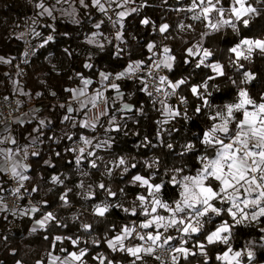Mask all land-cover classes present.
<instances>
[{"label": "trees", "instance_id": "16d2710c", "mask_svg": "<svg viewBox=\"0 0 264 264\" xmlns=\"http://www.w3.org/2000/svg\"><path fill=\"white\" fill-rule=\"evenodd\" d=\"M38 2L39 0H0V58H3L0 60V98L14 96L15 86H19L24 96L38 100L40 109L36 112V119H45V128L38 141V155L28 158L30 170L26 173L30 176L27 189L40 211L21 216L20 212L25 209L23 208L16 215H10L6 211L0 214V264H48L50 256L67 257L69 252H78L80 248L88 249L83 258L86 264H98L93 259L98 254H103L116 264H130L132 258L120 252H111L105 238H112L122 226L135 222L134 220H143V217L140 214L132 216L119 208H112L101 218L93 214V207L107 198L110 203H120L127 208L133 205L137 194L143 193L144 189L132 184V176H147L151 171H155L145 167L146 160L158 159L160 172L165 168L186 164L187 169L194 173L198 167L196 157L202 150L199 137L212 123L208 115L217 107L233 102L236 88L227 77L209 81L211 95L207 99L212 107H205L201 113H195V108L201 101L192 95L190 86L201 84L213 73L208 68H196V60L199 58L187 56L186 49L201 40V33L208 31L209 35L203 37V45L213 51L212 60L224 64L228 76L239 81L240 73L228 64V49L245 36L264 39V4L249 0L261 11L251 20L249 27H240L238 35L228 28L212 32L205 29L202 22L193 21L190 18L191 13L178 11L187 8L191 0H133L132 6L137 10L127 12L123 27L119 24L113 26L110 20L92 5V0H87L89 9H80V14L83 15L79 16L78 22L47 19L46 24L39 26V35L34 42L40 43L41 46L28 65L26 74L16 80L15 64L21 56L24 44L19 33L35 15V3ZM228 2L229 0H224L225 6ZM142 4L146 6L142 7ZM85 10L88 11L87 14ZM145 18L151 23L142 24L141 21ZM97 23L101 24L99 29L95 27ZM164 23L169 25V29L161 34L159 27ZM181 23L193 25V29L180 30ZM96 31L101 32L104 43L102 48L92 47L85 41ZM117 33L121 36L118 41ZM49 35L53 36V40L45 43ZM149 43L155 45L152 52L148 51ZM165 46L169 47L171 54L176 57L174 69L169 71L171 79H188V83L182 85L178 91L179 97L185 98L186 103L177 106L173 102L171 106L182 114L186 111L188 119L183 115L175 119L165 117L163 107L153 103L145 92L141 91L143 86L139 81L118 80L117 84L123 96H120L114 105L107 102V117L101 122L112 120V126L119 125L120 129L115 132L111 130V135L114 136L110 141L111 147L105 146V149L96 150L95 156H86L85 161L76 166L70 149L72 141L85 135H102L105 130L100 126L94 129L80 126L87 107L82 108L69 90L80 88L83 79L91 81L89 90L97 89L101 86V72L111 73L114 77L115 74L125 71L132 62H143V65L150 66L156 60L155 52ZM115 49L121 52L123 58L114 57ZM186 59L190 63H185ZM241 63L244 64V70L251 71L256 76L251 83L243 87L248 89L253 98L259 100L260 96L264 95V56L255 54L251 63ZM85 64L92 67L86 68ZM115 92L109 88V99L115 97ZM70 103L73 107L71 113L68 112ZM125 103L132 106L131 111L123 110ZM66 115L70 117L69 120H64ZM165 119H169V122L158 123ZM36 125V121L15 123L11 133H14L16 146L28 144V138L34 135ZM2 127L0 122V129ZM69 136L72 138L69 139ZM189 142L196 144L197 151L184 157L178 155L182 146ZM168 143L173 145L172 150L168 149ZM119 157H125L129 165L135 163L137 167L127 173H123L121 168H113L112 175L108 176L106 166L112 167L111 162ZM91 159H96L97 168L90 167ZM85 172L88 175H83ZM53 176H59L63 184H53ZM160 179L158 175L154 182H159ZM81 181L84 184L83 189L77 187ZM0 182L8 190L10 182L6 175L0 174ZM100 183L117 193L116 197H108L104 190L98 188ZM34 187L38 189L36 192L31 191ZM67 189H71L68 193L70 203L63 206L59 197ZM89 190L93 191L94 195L85 199L84 193ZM175 196V189L168 185L164 190V199L170 201ZM47 212H52L57 222L49 223L46 229L32 232L34 222ZM224 219L230 220V217L225 215L214 218L212 224L205 226V230ZM83 224L92 225L91 233L83 230ZM113 227L115 231L112 230ZM260 228H264V222L237 226L232 233L231 245L234 250H243L246 245H252L255 254L252 264H264V233ZM56 236L73 239L79 237L81 242L78 247H74L70 240L64 239L63 242H55L53 247ZM94 239L100 241L98 246L92 243ZM135 243H138V240ZM187 246L191 247V244ZM62 248L67 251H61ZM224 250L225 246L221 244L208 246V264H222L216 260V256ZM243 259L246 264V256ZM144 264L160 262L151 256H145ZM181 264H204V257L190 256L188 261L181 260Z\"/></svg>", "mask_w": 264, "mask_h": 264}, {"label": "snow or ice", "instance_id": "6c2138e0", "mask_svg": "<svg viewBox=\"0 0 264 264\" xmlns=\"http://www.w3.org/2000/svg\"><path fill=\"white\" fill-rule=\"evenodd\" d=\"M65 0H56V3H62ZM116 0H109L115 3ZM129 0H123V4H127ZM166 2V0H165ZM256 4H264V0H255ZM83 7H87L85 0H80ZM92 5L97 7L101 13H106L107 8L105 3L101 0H92ZM37 9L42 10L38 15L43 16L47 14L53 17V8L44 4L43 0L35 5ZM118 6H123L118 5ZM146 6V4L141 5ZM137 9H132L136 11ZM178 11H187L191 13L193 21H200L204 24L205 29L212 32H219L222 29H231L234 33L239 35L240 27H249L250 22L255 16L260 14V9L253 6L249 0H229L225 6L224 0H191L190 4L185 9H178ZM71 15V13H65ZM119 20L113 23H120L123 27V19L128 15L127 12L117 13ZM54 19V17H53ZM74 22H78L75 21ZM102 23V22H101ZM142 24H150V20L145 18L141 21ZM100 23L95 27L99 29ZM180 30L185 28L193 29V25H179ZM169 29V25L164 23L160 25L159 32L164 34ZM209 35L208 31L201 33V40L191 47L186 49L187 56L196 58V68H208L212 75L206 77L201 84L190 86V91L193 96L201 101V104L195 108V113L199 114L205 107L211 108L208 96L211 95L209 91V81L218 78L227 77L231 84L236 88V96L233 102L226 103L219 106L215 111L208 115V119L212 122L210 127L205 130L199 143L202 145V150L196 157V164L194 173L187 169L184 164L181 167L165 168L160 172V161L152 159L145 161L144 165L148 169H155L149 175L136 174L132 176V184L144 189L143 193L137 194L133 207L127 208L120 203H109L105 200L93 207V214L97 217H105L112 208H119L124 213L132 216L139 214L144 217L139 224L135 222L130 225H124L120 231L112 238H105V243L111 252H120L128 257H131L130 264H144V257L151 256L160 264H181V260L188 261L192 256H203L204 264H208L207 248L210 245L221 244L225 246V250L221 254H217L216 260L221 261L222 264H245L243 257L246 256V264H252L254 260V251L252 245H246L243 250H234L231 245L233 229L241 225L259 224L264 218V95H261L259 100L253 98L246 87L255 78V74L251 71L244 70V64L241 61L251 63L255 54L264 56V39L242 37L237 43L228 49L230 53L228 57V64L240 73L241 79L228 76L225 71V66L219 61H213V51L204 47L203 37ZM121 36L118 34L117 39ZM53 40V36L49 35L47 41ZM92 42L91 40L89 41ZM101 48L103 45H99ZM148 51L152 52L155 45L148 44ZM3 58H0L2 60ZM151 60L152 58L149 57ZM176 57L171 54V49L167 46L162 49V58L153 61L150 68L159 70L161 67L172 71L174 69V62ZM8 63L9 61H4ZM185 63H190L185 60ZM143 62H136L135 65L129 64L125 71L113 75L111 73H100L102 81H110L104 85V90L108 88L117 92L118 95L123 96L120 91V86L115 81L128 78L135 74L136 70L141 69ZM86 68H91L92 65L85 64ZM152 76V72H148ZM158 80L160 86L155 87V92H163L167 98L169 96L177 95V90L188 83L187 78H181L175 82L168 79L167 76L153 77ZM85 88L78 90H69L72 92L74 98L86 96V87L91 83L88 79H83ZM144 85L141 91H144L149 97L153 96V92L149 91L146 81L141 80ZM217 90H218V86ZM165 89H171L166 91ZM104 98V92L100 89L89 97L87 101L82 102V107L91 104L92 107L97 106L98 99ZM105 103H107L105 99ZM156 103V101H153ZM163 107V114L165 117L175 119L183 115L188 119L186 111L182 114L179 110L160 101ZM180 103H186L185 98L180 97ZM123 110L131 111L132 106L125 103ZM73 109L68 108L71 113ZM106 114V113H102ZM69 116H65L64 120H69ZM169 119L158 121V123H168ZM43 125L44 121H40ZM81 127L91 126L95 128V124L89 125L87 121L80 125ZM119 131V127L114 129ZM39 131V129H37ZM69 139L72 137L69 136ZM85 145H91L92 141L81 137ZM10 143L16 145L17 141L11 136L0 137V145ZM34 143V141H33ZM111 147L108 140L95 145L96 148ZM169 150L173 149L171 143L167 144ZM23 151L24 156L20 158V152ZM75 152L76 149H71ZM86 149L79 148V155L76 156V164L79 166L82 159L95 156V152L88 151L87 157L84 156ZM197 151L196 144L186 143L182 146V151L178 154L181 157L188 153ZM38 155V153H32ZM59 155V154H57ZM28 157L27 148L14 149L11 147H0V174L8 176L9 179L16 182V187L11 189L10 194L17 199L23 198L21 189L24 188V183L30 180V176L26 175L29 166L23 162ZM97 159H102L97 157ZM91 168H97L96 159L89 160ZM112 167L106 166V174L112 175L113 168H121L123 173L129 172L130 169L137 167L135 163L129 165L125 157H119L111 162ZM83 175H88L87 172ZM161 179L159 182H154L157 176ZM163 177H167L164 179ZM53 184H63L59 176H53ZM171 185L176 191V196L169 200L164 199L165 188ZM83 189L84 184L81 181L77 185ZM91 189V185H89ZM98 188L104 190L108 197L115 198L117 193L113 192L104 183H100ZM37 188H32V192H36ZM8 191L0 184V211H6L7 205L4 203L3 193ZM71 189L64 191L59 199L63 206L69 205L68 193ZM123 193V189H121ZM93 192L88 191L84 193V198L89 199L93 197ZM136 201L139 204H136ZM46 201L44 204L46 205ZM40 211V208L33 205L30 208H25L20 212L21 216L29 213L35 214ZM15 215V212L12 213ZM228 216L230 220H221L218 224L205 230V226L212 224L214 218L221 216ZM57 222L56 216L52 212L45 213L41 219L35 221V225L39 229H46L49 223ZM33 227L32 231L38 230ZM84 231L91 233L92 225L83 224ZM115 231V228L112 229ZM264 233V228H260ZM172 233H175L173 235ZM47 239V237H45ZM64 239L71 241L74 247L80 244V238L75 239L71 237H54L53 247L55 242H63ZM129 239L139 240L140 243L129 245L126 243ZM264 239V237H262ZM93 244L99 245L100 241L94 239ZM191 244V247L187 245ZM61 251H67L61 249ZM87 248H80L78 252H69L64 260L59 256L51 257L50 264H55L56 261H61V264H86L83 258L87 255ZM98 264H116L113 260L103 254H98L93 257Z\"/></svg>", "mask_w": 264, "mask_h": 264}, {"label": "rangeland", "instance_id": "374dc122", "mask_svg": "<svg viewBox=\"0 0 264 264\" xmlns=\"http://www.w3.org/2000/svg\"><path fill=\"white\" fill-rule=\"evenodd\" d=\"M43 2H44V4L46 6L53 8V17H54V19H53V17H49L47 14H45L43 16L38 15V12L42 11V10L37 9L36 6H35V9H36L35 10L36 11L35 15L33 17H31L27 21V23L25 24L24 28L19 33V37L23 41L25 40L26 37H30L31 39L34 40L39 35L37 33V32H39V26L43 25V24H46L47 19H51L53 21L56 20V19H58V20L61 19V20H65V21L74 22V20L77 21L79 19L80 15H83V14H80V12H81L80 9H82V8L83 9H89V4L87 3V0H85V4L88 5L87 7L81 6L80 0H65V2H62V3H59V4L56 3V0H45V1L43 0ZM101 2L105 3V6L107 8V12L103 13V15H104L105 18L110 20V22H111V24L113 26H115L116 24L120 25V23H116V24L113 23L114 21L119 20V17L117 15V13H119L121 11L129 12V11H132V9H135L134 6H132L133 0H129V2L127 4H123V0H116V2L115 3H111L110 6H109V0H101ZM36 4L37 3H35V5ZM121 4L123 6H118V5H121ZM87 12L88 11L85 10L86 14H87ZM65 13H71V15H67ZM25 28L28 29L27 32L25 31V30H27ZM117 35H118V33H117ZM117 35H116V38H117ZM90 40L92 41L91 43L89 42ZM85 41L92 47H100L99 45H103L104 44L103 40H102V37H101V32H97V31L94 32L93 34H91ZM117 41H118V39H117ZM23 76L19 74V72H18V70L16 69V66H15V77H14V79L19 80ZM110 82H111V79H110V81H102L100 84L103 87L104 86L103 84L110 83ZM115 82L117 83V81H115ZM89 86H90V84L85 89L86 96L79 97L78 99L75 98L76 101L80 102L81 106H82V102L87 101V99L89 97L93 96L96 93L97 89L101 90V88H102L100 86L101 88L98 87L97 89L89 90ZM81 88H85V85H84L83 82H81L80 88H76L75 90H78V89H81ZM108 90H109V88L106 91H104V90H101V91L104 92V98H106L107 102L108 103L110 102L109 103L110 105H114L116 100L120 99V95H118L117 92H115V97L112 98V99H109V95L107 94ZM14 95L18 96L20 99H23V100H27V99L33 98V99H35L37 101L36 106L32 109L31 116L27 120H21V122H33V121H36L37 125L34 128V135H32V136H30L28 138V144H24L22 146H16V145H12L10 143H5V144L1 145V147H5V148L11 147V148H14V149L27 148L28 157H27L26 160H23V162L26 163L29 166L28 158L30 156H33L32 153H38V151H39V143H38V141L40 140V138L42 136V130H44V128H45V119L44 118L36 119V112L40 109L39 102H38V100L36 98L30 97V96L28 97L26 95L24 96V94L22 93V89L19 86H17V87L15 86ZM104 98H101V99H104ZM101 99H98V101L101 100ZM89 105H91V104L90 103L87 104L86 107H88ZM82 108H85V107H82ZM40 121H44V124L41 125ZM81 121H83V119H81ZM18 122H20V121H18ZM117 122H121V120H117ZM83 123H84V121H83ZM96 126H100L101 128H103L105 130L104 134H102V135L98 134L96 136H86V135L84 136L87 139L92 141V144L89 145V148H90L89 151H93V152H95L96 150H99V149H105V147L96 148L95 145L98 144V143H102L105 140H108L110 142L111 139L114 137V136L111 135V133L116 131L114 129H116L117 127H119V129H120L119 125H113L112 126V120H105L103 122H99V123L96 124ZM85 128L94 129L91 126H88V127H85ZM37 129H39V131H37ZM2 134H3V136H1V137H4V136H11L13 138L15 137L14 133L9 134V132H7V131H4V133H2ZM33 141H34V143H33ZM23 156H24V153H23V151H21L20 152V158L22 159ZM0 184H1V182H0ZM89 191H91V190H89ZM107 201L109 202L108 198H107ZM138 204H139V202L137 201V205ZM133 206L134 205H131L128 208H132ZM2 212H4V211H0V214ZM138 214H139V209H138ZM143 219H144V217H143ZM134 221H135L136 224H139V222L142 221V220H134ZM133 223L134 222H132V223L130 222V223L125 224V225H130L131 226ZM34 226L38 228V226L35 225V222H34ZM130 240L133 241L132 244L140 243L139 240H138V243H135V241H136L135 239H129L128 241H126V243H128ZM51 257H54V256L53 255L50 256V260H49L48 264H50ZM60 258H61V260H64V258H66V257H60ZM55 264H61V261H56Z\"/></svg>", "mask_w": 264, "mask_h": 264}, {"label": "built area", "instance_id": "2783aa9c", "mask_svg": "<svg viewBox=\"0 0 264 264\" xmlns=\"http://www.w3.org/2000/svg\"><path fill=\"white\" fill-rule=\"evenodd\" d=\"M27 29V28H25ZM26 32L28 31L25 30ZM41 44L40 43H35L33 39L30 37H26L24 40L23 44V49L21 56L19 60L16 62L15 66L16 69L18 70L20 75H25L27 71V67L30 64V62L33 60L36 51L40 48ZM114 57L115 58H123V55L118 49L114 50ZM131 64L135 65L136 62H132ZM153 64V63H152ZM151 64V65H152ZM152 72V76L148 75V72ZM167 76L169 80L175 82L174 80L171 79L169 75V71L167 69H164L161 67L159 70H156L154 67L150 68L149 66L143 65L141 69L136 70L135 74L128 77L124 78L125 80H137L141 83V80L146 81L147 86L149 91L153 92V96L149 97L146 93V95L152 100L156 101V104L159 106L164 107L160 101H164L168 105H172L173 102L175 105H183L180 103V97H179V89L177 90V95L174 96H169L165 97L163 92L156 93L155 92V87L160 86L158 84L157 79H153V77H159V76ZM106 83L105 85H107ZM142 86H144L141 83ZM164 87V86H160ZM104 86L101 88L103 89ZM166 91H171V89H165ZM105 91V90H104ZM105 99H101L97 101V106L92 107L90 105L87 107L85 110V114L83 117V121H87L89 125L91 124H97L101 122L102 120L106 119L107 117V103H105ZM107 101V100H106ZM37 101L33 98L23 100L20 99L18 96H4L0 98V122L7 128H9L10 133L12 132V128L15 125L16 122L21 121V120H27L31 114H32V109L36 106ZM106 113V114H102ZM84 137V136H81ZM81 137L74 139L71 143L70 149H76L75 152L71 151V153L74 155V162L76 164V156L79 155V148L84 147L86 149L84 156H87V152L89 151V145H85ZM86 138V137H84ZM85 161V158L82 159V163ZM81 163V164H82ZM80 164V165H81ZM79 165V166H80ZM7 179L10 182V186L8 188V191H5L3 193L4 195V203L7 205V210L6 212L10 215H13L12 213L15 212V215L21 211L23 208H30L31 206L35 205V202L33 200L32 194L28 191L27 189V181L24 183V188L21 189V192L23 193V198L22 199H17L15 196L10 194L11 189L15 188L16 182L9 179L7 176ZM38 207V206H37ZM39 208V207H38ZM132 240H130L127 244L132 245Z\"/></svg>", "mask_w": 264, "mask_h": 264}, {"label": "crops", "instance_id": "0c3cea01", "mask_svg": "<svg viewBox=\"0 0 264 264\" xmlns=\"http://www.w3.org/2000/svg\"><path fill=\"white\" fill-rule=\"evenodd\" d=\"M123 12H124V11H123ZM125 12H126V11H125ZM124 18H125V17H124ZM161 50H162V49H161ZM161 50L155 52L156 60L162 58V51H161ZM198 58H199V57H198ZM101 82H102V81H101ZM69 107L73 108V107L71 106V103L69 104L68 108H69ZM81 123H83V121H82ZM4 131H7V132H9V134H11L10 131H9V128L3 126V127L0 129V137L3 136L2 133H4ZM29 170H30V167H29ZM29 170H28V171H29ZM33 226H34V225H33ZM32 229H33V227H32ZM38 230H40V229H38ZM38 230H37V231H38ZM35 232H36V231H35Z\"/></svg>", "mask_w": 264, "mask_h": 264}, {"label": "bare ground", "instance_id": "6f19581e", "mask_svg": "<svg viewBox=\"0 0 264 264\" xmlns=\"http://www.w3.org/2000/svg\"><path fill=\"white\" fill-rule=\"evenodd\" d=\"M4 126V125H3Z\"/></svg>", "mask_w": 264, "mask_h": 264}]
</instances>
